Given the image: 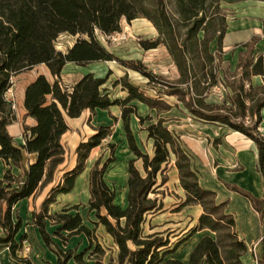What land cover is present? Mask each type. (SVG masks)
<instances>
[{"label":"trees","instance_id":"obj_1","mask_svg":"<svg viewBox=\"0 0 264 264\" xmlns=\"http://www.w3.org/2000/svg\"><path fill=\"white\" fill-rule=\"evenodd\" d=\"M149 1L156 5L155 11H148L152 8ZM221 3L222 0H175L182 27L179 30L171 20L165 0H0V159L22 170L19 176L11 171L0 176V229L3 232L0 245L9 248L14 258L25 236L17 241L22 220L20 217L15 220L13 209L20 201L35 196L54 182L58 168L65 161L63 137L70 129L68 121L80 118L87 111L119 106L127 143L135 157L128 167L127 205L122 207L116 203V192L105 181L109 163L100 168L97 161L89 176V210L95 214L94 227L102 226L118 251L116 260L111 259L109 264H242L248 248L236 231L234 216L227 212V203L217 202L215 192L201 186L199 172L181 137L160 117L173 107L182 108L197 120L220 124L243 134L256 144L258 170L264 180V135L259 131L264 97L255 95L257 89L251 85L253 76L264 78V55L246 61L240 58V79L233 76L232 81L225 82L226 98L221 103L208 101L210 92L222 84L220 64L227 28ZM152 12L157 16L151 15ZM140 15L154 22L159 32L153 43H142V46L150 50L164 45L178 70L177 79L165 80L138 62L126 66L148 79L147 87L153 89L155 96L132 84L128 75L113 84L121 85L127 92L124 99L110 97L105 88L107 76L89 73L71 87L63 84V72L70 64L86 67L115 61L114 55L99 41L97 32L104 36L116 34L121 31L124 19L131 22ZM62 35L79 36L66 52L56 47ZM42 65L48 68L53 79L40 75L27 86L26 117L33 118L36 125L24 127L25 143L18 146L8 130L16 117L6 94L14 77ZM169 98H175L176 103H170ZM135 103L156 111L157 120L153 122L151 116L139 115ZM134 116L141 125L151 122L144 131L153 142L152 154L138 145L131 127ZM107 136L106 127H100L87 142L79 144L77 165L66 171L61 181L51 188L42 211L33 213V226L46 247L56 255L57 264L72 261L91 264L84 259L88 252L91 251L92 259L94 254H106L98 237L93 238L94 231L84 225L81 215H71L69 211L56 214L53 222L59 229L54 234L47 230V220L52 218L48 215L49 206L59 195L74 190L91 151ZM25 154L36 156L28 166ZM137 160L142 161V171L135 165ZM173 161L186 193L184 205H199L203 210L198 225L175 244L164 233L147 234L145 227L148 218L163 208L162 199L152 195L168 182L167 172ZM230 189L248 198L264 221V199H257L235 186ZM202 230H209L214 236H204L189 260H180L178 250ZM82 234L88 238L89 246L80 253L73 249L64 251L53 240L56 236L66 243L68 238ZM94 260L93 264H102L98 258ZM20 262L33 264L27 259Z\"/></svg>","mask_w":264,"mask_h":264},{"label":"rangeland","instance_id":"obj_2","mask_svg":"<svg viewBox=\"0 0 264 264\" xmlns=\"http://www.w3.org/2000/svg\"><path fill=\"white\" fill-rule=\"evenodd\" d=\"M149 3L152 8H147L148 11H155L156 5L150 1ZM165 3L171 20L179 30H182L175 0H165ZM221 13L226 18L227 28L220 64L222 84L215 87L210 92L208 98V101L216 103H221L227 96L228 90L225 88V82L232 81L233 76L237 77L242 72V69L233 70L235 61L237 59L240 60V58L246 61L254 58V56L264 55V1L222 0ZM151 15L154 17L157 16L154 12ZM97 37L107 51L114 55L116 60L94 63L86 67L70 64L63 72L62 81L64 85L71 87L84 75L89 73H93L98 77L107 76L108 82L105 88L108 89L110 97L112 99H124L127 97V92L123 90L121 85L115 87L113 84L125 75H128L132 84L139 86L148 95L155 96L153 89L147 87L148 79L140 73L129 69L126 66L127 64L142 62L147 70L169 81H174L179 76L178 70L164 45L150 50H146L142 46V43H153L159 37L156 25L145 15H140L131 22L124 19L122 21L121 31L116 34L104 36L100 32H97ZM78 38L79 36L62 35L57 40L56 47L58 50L66 52ZM245 44L249 45L248 48L244 47ZM46 71L48 73L45 66H38L31 71L17 75L13 78L12 86L6 94V98L12 104V109L16 117L13 124L22 123V129L25 127L22 116L24 109L21 105L23 90H26V86L29 83L31 84L40 75H45L49 80H52V76L47 74ZM256 89L255 95L258 94L259 98H263L264 90H260L261 88ZM168 100L172 104L176 103L175 98H169ZM135 104L138 106L139 115L142 117L151 116L153 122L157 120L156 111L150 110L140 103ZM13 106H15V109ZM160 117L174 127L180 125L184 120L187 121V119L206 124L196 120L182 110V108L177 107H173L170 111L162 113ZM150 123L147 121L144 125H141L139 118L134 116L131 121V127L141 149L144 152L152 154L153 142L148 139L147 133L144 131V128ZM247 123L249 124V122ZM68 124L70 129L63 138L66 149V164L63 166L64 168H58L55 176L56 183L39 190L35 196H32L33 210L30 212V217L24 216V220L22 218V228L24 227V229H22L23 231L18 236V239H21V235L22 237L25 236V238L21 241L16 258L13 257L17 262L21 259H27L33 264H37V262L40 264H51L53 254L47 248H44V244L36 236V232L34 231L35 227L33 226V213L42 211L44 208L43 203L49 196L51 188L61 181L66 171L73 169L77 165L76 151L79 144L81 142H87L91 136L97 133L100 127H106L108 136L102 141L99 147L91 151L90 157L86 162V168L77 178L74 190L68 195H59L56 202L49 206L48 215L52 218L47 220V230L50 234H54L59 229V226L53 222L56 214H61L65 211H69L71 215L79 214L83 219L84 225L94 231L93 238L97 236L99 243L106 249L104 256L94 254L93 259L90 257L92 254L91 251L88 252L84 258L85 261L93 264L94 259L98 258L102 264H109L110 260L113 259L112 250L109 248L111 244L106 238L105 231L103 228L101 230L99 228L95 229L93 224L96 218L94 212H90L89 210V176L97 161L100 162V168L106 163H109L105 174V181L116 192V203L122 207L127 205L128 167L130 160L135 157L127 143L124 124L121 118V107L114 106L108 110H97L96 112L87 111L80 118L69 120ZM206 125L217 126L216 124ZM228 130L231 129L228 128ZM260 133L262 134V132ZM221 141V139H215V145L220 144ZM15 143L21 146L22 139L15 141ZM111 159H115L114 162L110 163ZM0 161L4 162L2 159ZM4 164L6 165L4 169L0 167L1 177L7 171H11L15 176H19L22 173V170L17 167L8 165L5 162ZM135 165L139 170H143L141 160H137ZM173 166L174 164L172 163L167 172L168 182L159 188L157 194L152 195L159 196L162 199L163 208L148 218L145 227L147 234L154 232L164 233L166 237H169L170 242L175 244L183 237H186L198 225L202 209L199 205H184L186 193L180 185L178 171L173 170ZM239 168V164H234L235 170H239ZM197 171L200 175V171ZM18 215L20 214L14 207V218L16 219ZM262 224L264 227V221H262ZM2 233L0 230V235ZM61 235L64 237L68 236L67 233H61ZM192 238L195 237L193 236ZM53 240L62 250L67 251L73 249L75 253H80L89 246V240L83 234L68 238L66 243L56 236H53ZM25 243L29 244V247ZM7 249L10 251L9 248ZM71 264L76 263L71 262Z\"/></svg>","mask_w":264,"mask_h":264},{"label":"crops","instance_id":"obj_3","mask_svg":"<svg viewBox=\"0 0 264 264\" xmlns=\"http://www.w3.org/2000/svg\"><path fill=\"white\" fill-rule=\"evenodd\" d=\"M238 63L239 60L237 59L233 65V70L238 69ZM240 69L241 68L238 70ZM46 70H48L47 67ZM47 74L50 75L49 70ZM240 76L241 74L236 78ZM232 78L234 79V77ZM251 85L254 88L264 87L263 76H253L251 78ZM24 99L25 90H23V97L21 100V105L24 109L22 115L24 118L23 122L25 126L33 127L36 125V121L33 118L26 117L27 111L24 107ZM206 124L187 119V121L184 120L180 125L174 127L169 122H166L169 129L181 137L185 148L192 155L193 166L200 171L199 180L201 186L215 192L217 202L227 203V212L234 216L236 231L248 248L246 254L241 259L242 264H264V240L262 239L264 227L262 219L248 198L230 189V187L235 186L250 193L257 199H264V180L258 170V150L256 144L243 134L228 130L226 126L220 124H216L217 126ZM22 128V123L12 124L9 126L8 130L15 141H20V139H22L23 145L25 139L24 129ZM260 132L264 135V109L262 110ZM215 139H221L222 141L220 144L218 143L215 145ZM35 158V155L25 154V165L28 166V164L33 163ZM65 164L66 161H64L60 167L65 166ZM234 164L240 165L239 170L234 169ZM0 167L3 169L6 167L4 162L0 161ZM173 170L177 171L175 166H173ZM18 171L20 172V170ZM53 183H56L55 180ZM53 183H51L50 186L53 185ZM32 200L33 197L22 200L15 206L20 214L17 217H20L21 220L22 218L24 220V216L30 217V212L33 210ZM15 220H17V218ZM98 228L101 230L103 227L99 226ZM22 229H24V227ZM22 229L18 236H20L23 231ZM103 230L105 231L104 228ZM34 231L36 232V236L40 238V242L44 244L38 230L35 228ZM105 234L111 244L109 248L112 250L113 259L116 260L118 254L117 247L112 238L106 232ZM207 235L214 236L209 230L198 231L196 235H194L195 238L190 239L178 250L177 257L187 262L197 243ZM18 236L17 241H20ZM44 248H47L45 244ZM47 249L53 254L51 264H57L56 255L49 248ZM0 264L23 263L15 261L11 252L8 251L5 246L0 245ZM37 264L40 263L37 262Z\"/></svg>","mask_w":264,"mask_h":264},{"label":"built area","instance_id":"obj_4","mask_svg":"<svg viewBox=\"0 0 264 264\" xmlns=\"http://www.w3.org/2000/svg\"><path fill=\"white\" fill-rule=\"evenodd\" d=\"M13 108L15 109V106H13ZM262 239H264V234H263V237H262ZM26 245H27V247H29V244H27V243H25ZM26 247V248H27ZM29 250V249H28Z\"/></svg>","mask_w":264,"mask_h":264}]
</instances>
